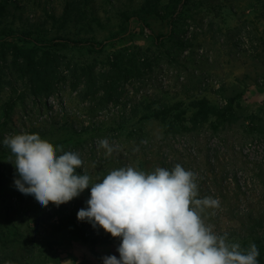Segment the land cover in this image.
<instances>
[{"label":"rangeland","instance_id":"374dc122","mask_svg":"<svg viewBox=\"0 0 264 264\" xmlns=\"http://www.w3.org/2000/svg\"><path fill=\"white\" fill-rule=\"evenodd\" d=\"M21 34L106 43L47 51ZM21 133L77 153L89 187L120 167L179 164L196 198L219 201L206 226L264 243V0H0V264L118 258V238L76 219L89 189L43 208L15 191L2 141ZM74 221L98 240L81 242Z\"/></svg>","mask_w":264,"mask_h":264},{"label":"clouds","instance_id":"9594fccd","mask_svg":"<svg viewBox=\"0 0 264 264\" xmlns=\"http://www.w3.org/2000/svg\"><path fill=\"white\" fill-rule=\"evenodd\" d=\"M2 144L15 158V191L37 206L58 207L89 189L77 221L119 239L118 258L104 256L102 264H258L254 243L244 249L204 224L201 213L219 201L196 198L195 174L179 164L147 173L120 167L89 187V176L76 172L82 161L75 152H61L59 145L54 150L26 133ZM99 147L112 151L106 139Z\"/></svg>","mask_w":264,"mask_h":264},{"label":"trees","instance_id":"16d2710c","mask_svg":"<svg viewBox=\"0 0 264 264\" xmlns=\"http://www.w3.org/2000/svg\"><path fill=\"white\" fill-rule=\"evenodd\" d=\"M185 1V0H183ZM143 26L148 27L144 20L142 18H137ZM168 37V34H158V35H152V39L154 40L155 44H160L164 39ZM17 40H22L27 43H32L33 46L42 48L44 50H52L59 47H69V48H87L92 51H100L105 46L106 41L97 43L90 40H75L70 38H52L50 40H38L28 37L25 34L18 35L16 37ZM201 109H206L205 106H201ZM73 234L76 238H78L83 243L90 242L91 244L95 243L98 239H88L86 236V231L83 226H79V224H76V221L73 223ZM254 244L257 247V250L259 252V255L257 256L258 264H264V243H262L260 240L254 241Z\"/></svg>","mask_w":264,"mask_h":264}]
</instances>
